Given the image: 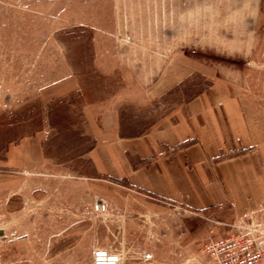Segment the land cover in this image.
Returning <instances> with one entry per match:
<instances>
[{
  "label": "rangeland",
  "instance_id": "rangeland-1",
  "mask_svg": "<svg viewBox=\"0 0 264 264\" xmlns=\"http://www.w3.org/2000/svg\"><path fill=\"white\" fill-rule=\"evenodd\" d=\"M176 5L177 0H0V264H92L96 247L119 253L122 264H216L206 251L210 241L239 233L244 225H264L263 202L243 210L227 202L198 210L161 202L124 180L98 175L87 156L95 144L90 124L101 111L157 80L124 72L156 66V58L144 61L142 54L156 57L165 36L169 42L177 37L179 46L188 37L176 20ZM261 11L260 64L246 66L245 76L225 77L241 85L264 114V0ZM209 58L219 69L244 67L241 60ZM71 81L77 88L65 94ZM208 83L194 75L151 104L127 101L118 116L131 129L148 131ZM51 104L52 113L75 124L68 140L49 125ZM37 132L43 164L21 172L6 167L9 146ZM253 164L252 180L264 185V146ZM98 198L108 205L106 219L93 216ZM141 251L153 259L142 261Z\"/></svg>",
  "mask_w": 264,
  "mask_h": 264
},
{
  "label": "crops",
  "instance_id": "crops-1",
  "mask_svg": "<svg viewBox=\"0 0 264 264\" xmlns=\"http://www.w3.org/2000/svg\"><path fill=\"white\" fill-rule=\"evenodd\" d=\"M177 1L173 12L188 37L183 39L185 32L181 33L179 46L177 37L169 42L165 36L156 57L142 54L144 61L156 58V66L149 63L124 72L157 76V80L152 87L139 94L133 91L101 111L99 121L90 124L95 144L87 156L98 175L124 180L161 202L197 210L221 202L235 210L264 203V185L251 177L253 156L264 146V114L241 85L225 77L245 76L246 66L260 64L257 33L262 0ZM210 56L241 60L244 67L219 69ZM194 75L209 82L197 96L141 136H119L118 113L123 104H151ZM76 88L72 81L65 82V94ZM39 134L9 146L5 166L15 172L41 166L44 154ZM238 149L246 152L222 157Z\"/></svg>",
  "mask_w": 264,
  "mask_h": 264
},
{
  "label": "built area",
  "instance_id": "built-area-1",
  "mask_svg": "<svg viewBox=\"0 0 264 264\" xmlns=\"http://www.w3.org/2000/svg\"><path fill=\"white\" fill-rule=\"evenodd\" d=\"M92 213L97 219H106L107 203L96 199ZM206 251L216 264H264V225H244L239 233L210 241ZM139 255L144 262L153 259V254L146 251ZM92 264H122V257L108 248L96 247L92 253Z\"/></svg>",
  "mask_w": 264,
  "mask_h": 264
},
{
  "label": "trees",
  "instance_id": "trees-1",
  "mask_svg": "<svg viewBox=\"0 0 264 264\" xmlns=\"http://www.w3.org/2000/svg\"><path fill=\"white\" fill-rule=\"evenodd\" d=\"M184 82L179 83L178 85H176L175 87H173L172 89L167 91L163 96L164 97L169 96L174 91L178 90ZM198 93L199 92L189 95L188 100L197 96ZM65 100H66V98H65ZM62 101H63V99L55 100L53 102V104L56 105V104L62 103ZM53 104L49 105V111H48L49 125L51 128H54L59 134L64 135L65 139L68 140V137L70 136L71 127L74 126L75 124L73 121H70L67 117L62 118V117H59L58 115H56V113L55 114L52 113L51 107L53 106ZM123 110H124V108H121V110L119 111V116H122ZM147 129L148 128L141 129V130L131 129V127H128L126 120L122 119V117H119V136L121 138H131V137L141 136L142 134H144V132ZM90 150H91V148L88 150V152Z\"/></svg>",
  "mask_w": 264,
  "mask_h": 264
}]
</instances>
